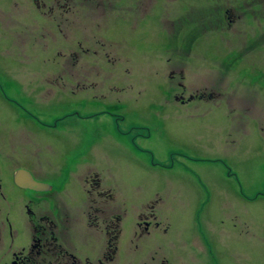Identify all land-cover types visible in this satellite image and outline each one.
Here are the masks:
<instances>
[{
	"label": "rangeland",
	"instance_id": "obj_1",
	"mask_svg": "<svg viewBox=\"0 0 264 264\" xmlns=\"http://www.w3.org/2000/svg\"><path fill=\"white\" fill-rule=\"evenodd\" d=\"M140 1L98 0L103 19L112 15V22L94 32L89 26L95 35L88 42L78 38L86 51L114 57L94 74L92 87L72 96L73 110L90 119L55 130L74 137L78 128L81 145L75 138L69 147L44 137L37 142L43 151L54 148L60 168L66 161L96 165L127 214L126 229L162 194L164 206L156 212L185 214L186 232L196 214L201 222L206 217L205 226L230 247L219 248L232 251V264H264V0L244 14L240 0ZM48 2L0 0V83L6 89L13 83L7 76L24 68L64 72L65 55L73 48L82 54L61 37ZM114 2L119 10L109 6ZM229 7L245 15L241 24L225 23ZM79 21H67L69 34L80 35ZM11 167L0 157V176L14 197ZM79 188L55 184L64 189V203Z\"/></svg>",
	"mask_w": 264,
	"mask_h": 264
},
{
	"label": "flooded vegetation",
	"instance_id": "obj_2",
	"mask_svg": "<svg viewBox=\"0 0 264 264\" xmlns=\"http://www.w3.org/2000/svg\"><path fill=\"white\" fill-rule=\"evenodd\" d=\"M91 1L48 2L51 11L48 17H54L61 37L71 40L72 46L76 43L82 52L73 48L65 55L64 72L55 68L44 71L45 68L40 74L34 67L24 68L7 76L13 82L11 88L6 89V84L0 83L3 103L0 104V157L5 165L14 167L11 178L16 192L14 197L10 196L8 182L0 176V264H232V251L219 248L228 246L221 244L213 230L205 226L206 217L201 216V222L196 214L194 226L186 232L185 214L156 212L164 206L162 194L157 193L156 200L146 204L145 210L132 220L130 230L126 229L127 214L121 211L115 200L117 194L104 183L96 165L85 160L66 161L60 168L52 160L57 154L54 148L46 145L43 151L37 142L39 137H44L46 143L56 139L68 147L74 138L77 139L74 145L82 143V131L78 128L74 137L67 130L56 135L55 130L90 119L73 110L72 96L92 87L94 74L114 58L109 52L86 51L78 40L87 38L88 42L92 38L89 35H95L89 33V26L94 32L112 22L107 19L112 15L103 19L106 11L101 10L103 2ZM148 1L152 4L151 0H141V6L145 2L150 4ZM239 2L237 9L243 14L263 5L258 0ZM89 6L93 7L91 13H85ZM109 6L113 10L120 8L115 2ZM230 8L226 10L225 23L229 27L241 24L245 15L242 19L239 12L234 13ZM69 19L82 20L80 35H75L74 30L69 34ZM46 34L55 36L47 30ZM93 59H98L101 65L91 64L89 61ZM52 76L57 82L47 80ZM8 112L18 115L10 120ZM19 171L31 174L38 184L36 189L16 183L15 175ZM53 171L56 173L52 174ZM72 182L80 186L79 192L70 190L67 196L72 199L64 203L59 197L64 189L57 191L55 184ZM238 219L236 215L237 224Z\"/></svg>",
	"mask_w": 264,
	"mask_h": 264
},
{
	"label": "water",
	"instance_id": "obj_3",
	"mask_svg": "<svg viewBox=\"0 0 264 264\" xmlns=\"http://www.w3.org/2000/svg\"><path fill=\"white\" fill-rule=\"evenodd\" d=\"M15 181L20 187H23L26 189L34 190L36 189V186H38V184L32 178L31 174L25 171L17 172L15 175Z\"/></svg>",
	"mask_w": 264,
	"mask_h": 264
}]
</instances>
